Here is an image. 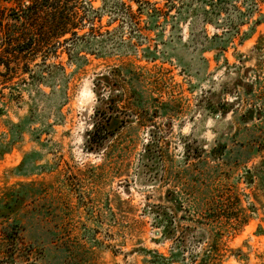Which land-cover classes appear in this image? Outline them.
I'll use <instances>...</instances> for the list:
<instances>
[{
  "label": "rangeland",
  "instance_id": "rangeland-1",
  "mask_svg": "<svg viewBox=\"0 0 264 264\" xmlns=\"http://www.w3.org/2000/svg\"><path fill=\"white\" fill-rule=\"evenodd\" d=\"M118 2L95 0L101 27L0 88V231L20 232L0 264H26L29 249L34 264H194L213 249L264 264V0ZM107 72L126 125L90 152ZM225 101L226 116L209 111Z\"/></svg>",
  "mask_w": 264,
  "mask_h": 264
},
{
  "label": "trees",
  "instance_id": "trees-1",
  "mask_svg": "<svg viewBox=\"0 0 264 264\" xmlns=\"http://www.w3.org/2000/svg\"><path fill=\"white\" fill-rule=\"evenodd\" d=\"M94 1L0 0V88L10 86L15 78L24 80L29 76H34L35 70L32 68V64L38 59H42L46 63L52 57L58 56L57 50L61 44L74 37L85 36L101 27L103 8L95 7ZM118 1L121 6L125 5L124 0ZM119 75L117 74V76ZM255 83L252 81L249 87ZM120 87L110 72L100 73L97 76L95 88L99 96V103L94 107L92 127L85 133L87 151H107L112 146V141L118 132L125 127V120L124 118L120 119V115L122 108L126 109L129 106L128 102L122 99ZM223 105H226L227 108H224ZM231 107L232 102L228 101L221 103L220 106L217 103L215 105L208 104L209 111L220 113L223 116L232 111ZM152 146V142L148 141L144 147L143 156L148 160L155 159L153 154L155 151H152ZM187 150L191 152V149L187 148ZM195 151L192 150L193 153ZM4 152V150L0 151V156ZM193 157L198 156L195 154ZM145 167L148 172L154 170L152 164L145 165ZM252 170L247 169V174L250 175ZM250 178L251 181L254 180V176L250 175ZM168 201L172 202V200ZM157 207L162 208L161 206ZM160 211L167 214L165 210H159L157 211L158 215H160ZM228 219L232 220L231 217ZM164 227V237L173 235V229L168 225ZM0 233V243L4 244L7 249V257L8 255L14 257L13 249L16 248L13 247V242L16 241L14 237L20 234L19 228L11 225L1 230ZM177 243L180 245V253L184 254L182 256L184 259L188 248L187 236L182 235ZM216 243L214 240L211 244L212 247H217ZM32 251L29 249L28 256L25 257L26 264H34L31 258ZM189 256L194 264H223L218 252L214 249L210 251V254L202 255L190 252ZM170 259L174 261L176 258L174 256L168 258L157 253L153 255L154 264H168Z\"/></svg>",
  "mask_w": 264,
  "mask_h": 264
}]
</instances>
